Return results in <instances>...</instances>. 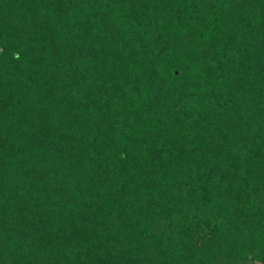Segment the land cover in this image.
Here are the masks:
<instances>
[{
	"label": "trees",
	"instance_id": "16d2710c",
	"mask_svg": "<svg viewBox=\"0 0 264 264\" xmlns=\"http://www.w3.org/2000/svg\"><path fill=\"white\" fill-rule=\"evenodd\" d=\"M0 264H264V0H0Z\"/></svg>",
	"mask_w": 264,
	"mask_h": 264
}]
</instances>
